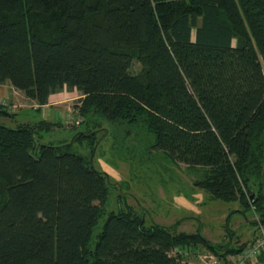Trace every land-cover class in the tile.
I'll use <instances>...</instances> for the list:
<instances>
[{"label": "trees", "instance_id": "obj_1", "mask_svg": "<svg viewBox=\"0 0 264 264\" xmlns=\"http://www.w3.org/2000/svg\"><path fill=\"white\" fill-rule=\"evenodd\" d=\"M6 84L38 113L77 91L85 131L45 144L60 123L0 122V264H189L181 252L246 247L108 212L109 176L73 152L105 123L146 130L154 150L203 171L197 187L264 225V0H0ZM9 108L0 100L1 118Z\"/></svg>", "mask_w": 264, "mask_h": 264}, {"label": "rangeland", "instance_id": "obj_2", "mask_svg": "<svg viewBox=\"0 0 264 264\" xmlns=\"http://www.w3.org/2000/svg\"><path fill=\"white\" fill-rule=\"evenodd\" d=\"M140 70V64L134 62L131 73L136 75ZM1 91L0 87V100L15 108H9V112L16 115L14 119L0 117V122L9 127L41 119L60 123L62 128L42 134L45 144L71 143L76 131H69H85L83 119L76 110L81 98L77 91L64 89L52 95V106L45 116L43 111H35L37 104L34 101L9 84L4 88L5 97ZM103 125L93 129L102 128L93 137L76 143L73 152L85 157L93 155L94 168L109 176L112 186L106 203L108 212L130 207L142 215L147 224L154 221L171 227L180 223L179 232L193 234L199 231L214 246L230 244L237 247L254 239L259 226V217L254 210L240 202L213 198L197 187L196 181L203 178V171L189 169L164 152L154 150L155 137L146 130L142 133L118 125ZM102 222L95 229L94 238ZM198 252L202 255L213 253L205 247H200ZM191 256L190 259L201 263L196 254Z\"/></svg>", "mask_w": 264, "mask_h": 264}, {"label": "built area", "instance_id": "obj_3", "mask_svg": "<svg viewBox=\"0 0 264 264\" xmlns=\"http://www.w3.org/2000/svg\"><path fill=\"white\" fill-rule=\"evenodd\" d=\"M10 109H15L12 106ZM38 109V106L37 108ZM257 232L252 241L248 242L246 247L237 254L229 255L227 258L221 259L213 253L200 254V252H190L176 249L174 253H184L186 256H191L192 253L196 254L201 263L204 264H264V225L260 223V220ZM198 252V253H197Z\"/></svg>", "mask_w": 264, "mask_h": 264}, {"label": "crops", "instance_id": "obj_4", "mask_svg": "<svg viewBox=\"0 0 264 264\" xmlns=\"http://www.w3.org/2000/svg\"><path fill=\"white\" fill-rule=\"evenodd\" d=\"M4 88H5V86H1V89H2V91H1V94H2V96H3V94H4V97H5V92H4ZM51 98H52V96L50 97V99H49V104L48 105H46V106H44V107H42V108H40V112H42V113H44V114H42V115H44L45 116V114H46V111H48V109L50 108V106H52V104H50L51 103ZM58 102H56V104H57ZM38 110V109H37ZM189 264H202V263H197V260L196 259H189Z\"/></svg>", "mask_w": 264, "mask_h": 264}, {"label": "water", "instance_id": "obj_5", "mask_svg": "<svg viewBox=\"0 0 264 264\" xmlns=\"http://www.w3.org/2000/svg\"><path fill=\"white\" fill-rule=\"evenodd\" d=\"M3 114H5L7 117H10L11 114L10 113H7V112H3Z\"/></svg>", "mask_w": 264, "mask_h": 264}]
</instances>
